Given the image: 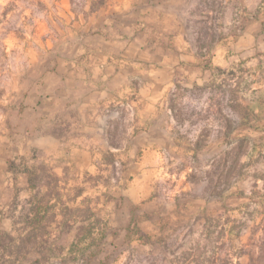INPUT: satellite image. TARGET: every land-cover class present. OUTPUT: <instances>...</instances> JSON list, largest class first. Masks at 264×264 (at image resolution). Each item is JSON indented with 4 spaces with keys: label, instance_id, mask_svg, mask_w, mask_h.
Segmentation results:
<instances>
[{
    "label": "rangeland",
    "instance_id": "obj_1",
    "mask_svg": "<svg viewBox=\"0 0 264 264\" xmlns=\"http://www.w3.org/2000/svg\"><path fill=\"white\" fill-rule=\"evenodd\" d=\"M173 1L0 0V264H264V0Z\"/></svg>",
    "mask_w": 264,
    "mask_h": 264
},
{
    "label": "crops",
    "instance_id": "obj_2",
    "mask_svg": "<svg viewBox=\"0 0 264 264\" xmlns=\"http://www.w3.org/2000/svg\"><path fill=\"white\" fill-rule=\"evenodd\" d=\"M175 1L172 0L171 3L174 4ZM165 9V8H164ZM103 31H106L107 28L103 27ZM126 32L120 30L115 34L114 38L107 36L97 35L96 46H95V58L92 60V65L94 66V71L92 73V77L95 83H100L102 90L105 92L107 88L105 86L109 83L119 84L124 80L127 76V70L124 68L123 62L118 59L123 53V49L127 50L130 44L126 37L123 35ZM143 44V41L140 43ZM113 51H116L115 54H112ZM80 75H84V72L80 73ZM96 90H101L100 88H96ZM103 92V93H104ZM166 139L162 129H157L154 132H151L148 136L147 140L151 144L158 143L159 141Z\"/></svg>",
    "mask_w": 264,
    "mask_h": 264
},
{
    "label": "trees",
    "instance_id": "obj_3",
    "mask_svg": "<svg viewBox=\"0 0 264 264\" xmlns=\"http://www.w3.org/2000/svg\"><path fill=\"white\" fill-rule=\"evenodd\" d=\"M232 130L227 129L224 134H223V141L225 142L226 145L232 144L234 141L240 143L242 139L238 138H233L232 137ZM1 240V237H0Z\"/></svg>",
    "mask_w": 264,
    "mask_h": 264
}]
</instances>
